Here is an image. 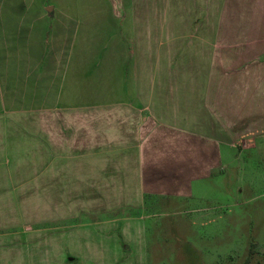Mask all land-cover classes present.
I'll return each mask as SVG.
<instances>
[{"label":"crops","instance_id":"obj_1","mask_svg":"<svg viewBox=\"0 0 264 264\" xmlns=\"http://www.w3.org/2000/svg\"><path fill=\"white\" fill-rule=\"evenodd\" d=\"M250 12L264 0H0V204L12 184L74 196L78 212L28 224L85 248L50 264L122 241L150 200L207 193L264 120V42L235 21Z\"/></svg>","mask_w":264,"mask_h":264},{"label":"rangeland","instance_id":"obj_2","mask_svg":"<svg viewBox=\"0 0 264 264\" xmlns=\"http://www.w3.org/2000/svg\"><path fill=\"white\" fill-rule=\"evenodd\" d=\"M251 19L258 27L257 37L264 42L262 13L250 12L246 20L235 21L241 28ZM239 78L236 72L230 73L225 86H229V80ZM260 102L264 104V98L260 97ZM254 127L243 134L232 154H228L223 171L204 184L207 193L189 199L146 202L144 210L135 212L138 228L133 227L122 241L99 242L102 252L93 259H81L78 264H245L247 259L248 264H264V120ZM12 164L9 161L10 169ZM20 186L12 184L11 196L4 194L0 204V228L5 230L0 234L4 264H50L52 256L61 250L72 255L77 251L85 253L84 246L74 243L76 237L71 227L65 228L66 238L60 243L61 236L51 232L54 229L28 226L78 212L74 196L17 194L15 188ZM88 217L80 219L86 235L92 229ZM18 224H24L22 232L6 231ZM252 243L255 247L250 255Z\"/></svg>","mask_w":264,"mask_h":264},{"label":"trees","instance_id":"obj_3","mask_svg":"<svg viewBox=\"0 0 264 264\" xmlns=\"http://www.w3.org/2000/svg\"><path fill=\"white\" fill-rule=\"evenodd\" d=\"M254 247H255V245H254V243H252V245H251V247H250V249H249V254H250V255L254 253ZM248 262H249V260L247 259V260L245 261V264H248Z\"/></svg>","mask_w":264,"mask_h":264}]
</instances>
